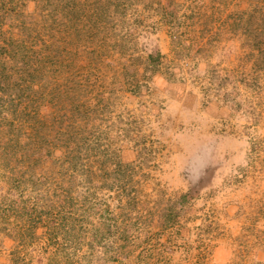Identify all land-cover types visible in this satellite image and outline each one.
Returning a JSON list of instances; mask_svg holds the SVG:
<instances>
[{
    "label": "rangeland",
    "instance_id": "rangeland-1",
    "mask_svg": "<svg viewBox=\"0 0 264 264\" xmlns=\"http://www.w3.org/2000/svg\"><path fill=\"white\" fill-rule=\"evenodd\" d=\"M0 264H264V0H0Z\"/></svg>",
    "mask_w": 264,
    "mask_h": 264
},
{
    "label": "trees",
    "instance_id": "trees-1",
    "mask_svg": "<svg viewBox=\"0 0 264 264\" xmlns=\"http://www.w3.org/2000/svg\"><path fill=\"white\" fill-rule=\"evenodd\" d=\"M156 57H158V55H157ZM156 57L153 56V55H149V57H148V59H149L148 62H147L148 67L145 68V70H146V72L149 73L150 75H153V73L156 72V70H155V66H156V65H155V63H154ZM150 64H151V65H150ZM181 197H183V196H181ZM180 199H181V198H180Z\"/></svg>",
    "mask_w": 264,
    "mask_h": 264
}]
</instances>
